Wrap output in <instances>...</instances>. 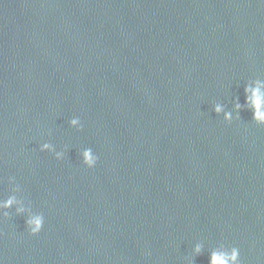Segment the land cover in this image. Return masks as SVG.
Instances as JSON below:
<instances>
[{"label": "water", "instance_id": "water-1", "mask_svg": "<svg viewBox=\"0 0 264 264\" xmlns=\"http://www.w3.org/2000/svg\"><path fill=\"white\" fill-rule=\"evenodd\" d=\"M257 76L261 0H0V197L15 177L45 216L0 221L4 264H186L197 241L194 264H264V126L212 111Z\"/></svg>", "mask_w": 264, "mask_h": 264}, {"label": "clouds", "instance_id": "clouds-1", "mask_svg": "<svg viewBox=\"0 0 264 264\" xmlns=\"http://www.w3.org/2000/svg\"><path fill=\"white\" fill-rule=\"evenodd\" d=\"M264 3V0H261ZM244 102H240L239 96L232 100V107L229 109L225 104L215 102L212 111L217 116H222L226 124H231L234 120L241 119V111H249L251 120L257 126H264V78L259 76L248 79L243 85ZM69 127L77 132L83 130L84 125L79 116H74L68 121ZM51 135V132H49ZM40 152H47L57 161H62L66 157L68 151L67 146L58 150L57 146L52 142H43L39 146ZM81 164L93 169L99 162V156L91 147H84L79 151ZM10 185V194L0 197V221L10 219L12 215L24 217V227L30 236H38L45 224V216L40 211H34L32 202L21 196V186L16 183L15 177L10 176L7 180ZM14 210V211H13ZM3 233L0 232V235ZM205 251L203 241L194 243L191 254L185 257L186 264H194V258L200 256ZM208 251V264H242L240 249L236 246L225 245L219 243L216 247L210 248ZM150 256V251L144 253ZM0 264H4L0 258Z\"/></svg>", "mask_w": 264, "mask_h": 264}]
</instances>
